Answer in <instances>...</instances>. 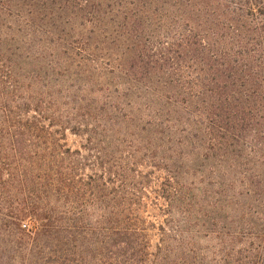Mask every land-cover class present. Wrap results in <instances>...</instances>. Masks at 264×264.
I'll use <instances>...</instances> for the list:
<instances>
[{
	"label": "trees",
	"instance_id": "trees-1",
	"mask_svg": "<svg viewBox=\"0 0 264 264\" xmlns=\"http://www.w3.org/2000/svg\"><path fill=\"white\" fill-rule=\"evenodd\" d=\"M20 31L29 51L15 41ZM109 44L121 57L132 51L121 68L151 83L148 110H156L163 142L175 141L162 161L151 155L162 176L112 149L111 128L88 139L86 154L67 147L65 122L77 112H56L59 95L39 87L38 72L22 74V60L36 52L52 56L65 47L91 59ZM181 106L187 117L173 111ZM199 149L216 157L215 167L228 160L240 170L244 194L256 201L254 221L233 230L200 210L190 221L194 195L173 158L192 159ZM261 168L264 0H0V204H15L10 230L24 253L20 262L14 257L18 264H264ZM217 185L205 191L220 208L217 197L232 184ZM144 198L161 200L170 215L152 251L137 215Z\"/></svg>",
	"mask_w": 264,
	"mask_h": 264
},
{
	"label": "rangeland",
	"instance_id": "rangeland-1",
	"mask_svg": "<svg viewBox=\"0 0 264 264\" xmlns=\"http://www.w3.org/2000/svg\"><path fill=\"white\" fill-rule=\"evenodd\" d=\"M21 37L23 35L20 31L15 39L16 43L22 45L25 52L29 51L28 40L20 42ZM94 37H97V34ZM97 40L98 38L92 40L91 47L96 45ZM97 45L103 47V43ZM12 47L15 46L12 45ZM115 49L119 47L111 44L104 45V49L91 59H85L81 55L69 56L64 53L67 52L65 47L61 52L56 50L52 56L50 52H41L38 55L36 52L30 58L22 60L20 67L24 69L22 74L30 75L32 71L38 72L41 77L38 81L39 87L59 95L57 105L60 109L56 112L60 111L62 115L72 110L77 112L68 116L71 119L69 124L65 122L68 129L61 142L67 147L79 149L81 153L86 154L89 151L87 147L91 146L88 139H99L103 132L102 127L111 128L110 147L112 146V149L119 150L123 157L135 155L138 160L136 167L138 170L153 171V177L162 176L164 170L161 166L158 168L151 166V155L156 151L158 161H162L165 155L168 157L170 154L167 148L176 147L175 141L169 144L163 142L165 133L162 132V126L158 125L160 122L154 116L156 110H153V113L148 110V100L145 99L148 94L144 88L151 83L145 82L148 81L147 78L134 81L121 68V66L125 67L129 58L128 54L132 51L121 57L119 53L115 54ZM152 81H155V77ZM159 104L161 103H157ZM177 106H180L179 103ZM162 108H165V104L159 105V110L162 111ZM176 109L173 111L177 112L179 118L189 115L183 106ZM165 112H168V109H165ZM107 117H111L112 122ZM69 129L77 132L73 133ZM103 146L107 148L106 143ZM176 151H179V148ZM180 151L183 155L185 154L184 150ZM204 151L196 150L197 155L192 159L186 158L185 155L180 158L177 154L173 158L182 171H186L182 181L185 185L190 184L189 193L191 197L194 195V208L190 213V221L198 215L197 210H200L199 213L215 216L221 224L225 223L233 230L241 226L244 221L245 223L247 220L254 221L257 217V213L254 212L256 201L244 194L237 179L240 170L231 168V162L228 160L224 161L221 167H215L216 157L208 153L204 154ZM211 166L215 167L214 170ZM260 172L264 175V168H261ZM221 181L232 185L226 192H222V196L217 197L221 199V203L220 208H215L212 205L215 198L207 190L216 189L218 182ZM143 201L145 207L140 209L137 215L144 221L147 238L151 245L149 250L152 251L160 237L158 225L162 224L164 219H169L170 215L159 208L161 200L157 202V205L154 201L150 202L149 198H144ZM14 207L15 204H11L9 200L0 204V264H18L16 261L20 262L24 255L17 244L18 238L10 230L11 226L13 227L10 222ZM251 212L253 215L250 216ZM173 220L175 223L182 220V213L175 209ZM201 240L205 239L201 237ZM15 256L16 261H14Z\"/></svg>",
	"mask_w": 264,
	"mask_h": 264
}]
</instances>
